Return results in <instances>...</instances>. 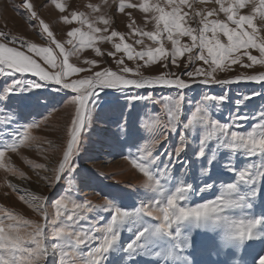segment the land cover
<instances>
[{
  "label": "snow or ice",
  "instance_id": "1",
  "mask_svg": "<svg viewBox=\"0 0 264 264\" xmlns=\"http://www.w3.org/2000/svg\"><path fill=\"white\" fill-rule=\"evenodd\" d=\"M51 3L61 14L67 11L59 0ZM209 3L215 7H206ZM21 7L40 43L0 32V78H5L0 88V169L25 179L13 164L14 155L30 167L45 169L33 165L22 149L35 145L39 138L33 130L47 117L27 119L13 97L43 89L59 94L74 112L58 166L51 177H40L55 190L67 176L62 193L49 202L48 197L27 189L21 194L16 185H7L41 222L0 207V264H264V107L256 116L241 111L242 104L262 93L253 91L235 100V113L230 109L225 120L215 118L213 111L229 101L226 94H206L184 115L186 90L193 84L254 82L264 88V72L216 77L217 71L232 65L264 66V0H119L117 12L127 15L130 35L139 37L135 44L143 45L144 38L151 41L152 46L139 51L125 42L123 33L111 29L113 20L103 14L61 15L63 24L79 25L61 41L30 0ZM126 9L142 13L144 24L152 29L136 26ZM105 41L112 43L114 51L108 55L118 72L101 68L94 59H85V67L70 62L86 48L102 56L96 45ZM117 53L123 55L116 59ZM185 56L186 71L173 72ZM125 57L143 64L130 68ZM197 61L201 66L194 67ZM157 64L164 69L157 75L140 72L142 66ZM157 88L176 92L157 99ZM129 89L144 92L129 96ZM101 93L122 94L130 107L135 101L161 106L154 118L141 122L148 136L127 120L117 124L116 146L143 178L145 189L136 193L139 203L131 208L117 203L116 197L105 198L101 205L76 198L78 158L89 126L98 117ZM248 121H253L248 130L240 131ZM126 232L131 238L124 241Z\"/></svg>",
  "mask_w": 264,
  "mask_h": 264
},
{
  "label": "rangeland",
  "instance_id": "2",
  "mask_svg": "<svg viewBox=\"0 0 264 264\" xmlns=\"http://www.w3.org/2000/svg\"><path fill=\"white\" fill-rule=\"evenodd\" d=\"M23 2L24 0H0V32L23 36L33 42L40 43L34 34V29L28 25L25 19V10L21 7ZM30 2L33 3L41 18L49 24L58 40L66 39V32L70 28L79 27L75 23L73 25L63 24L60 20L61 15L77 11L83 12L89 17L103 14L111 18L113 20L111 29L123 33L126 37L125 42L133 46L137 51L145 46H152L151 41L147 40V38H144L143 45L135 44V40L139 37L130 35V30L126 26L129 23L127 15L117 12L119 0H115V3L113 0H59L67 8V11L63 14L55 9L51 0H30ZM132 2H139V0H132ZM88 5L97 6L100 11L94 13ZM197 7L202 6L197 5ZM206 7L211 8L215 7V5L209 3ZM129 11L132 12L136 26L144 30L152 29L150 24H144L142 13L138 10L126 9V12ZM220 18H223L222 14ZM33 23L35 24V22ZM99 26L103 27V25ZM184 42L190 43L187 38H184ZM167 46L170 47V45ZM96 47L103 53L102 56H97L91 48H86L78 55L70 57V62L75 66L85 67L83 64L85 59H94L99 62L101 68L108 67L112 71L118 72L119 67L114 62V59L108 55L109 52L114 51L112 43L100 42L97 43ZM253 54L258 55L256 52H253ZM122 55L123 53H117L116 59H119ZM186 60L187 56L180 60V68H172L171 70L178 74L186 71L183 67ZM124 62L133 69L143 64V61L134 62L126 57ZM196 66H201V62L197 61L194 67ZM162 71L164 69L159 64L140 67V72L145 76L157 75ZM260 72H264V66L254 65L252 68H243L239 65H232L230 70L217 71L216 77L218 79H235L240 76L258 75ZM81 75H87V73ZM183 78L185 80L188 79L186 76ZM4 83L5 78H0V88L4 86ZM253 91L261 92L262 95L254 96L251 100L242 104L241 111L251 116H256L261 107H264V88L261 87V84L254 82L207 86L193 84L192 90H186L184 115L185 117L189 115V109H194L195 103L199 102L204 95L220 96L226 94L229 97V101L225 102L222 109H214L213 111L215 118L225 120L230 109L235 113V100L242 99L244 95H250ZM137 92L143 94L144 90H127L129 96ZM154 92L155 97L159 99L162 95H175L176 90L157 88ZM101 96L102 101L98 110V117L89 126L88 138L84 141V149L78 158L79 175L76 176L74 182L76 198L79 201H90L92 204L101 205L104 203L105 198L116 197L117 203L131 208L139 203L136 193H143L145 189L141 185L143 178L123 159L119 147L116 146V140L118 139L116 136L117 124H122L127 120L130 125L140 128L142 121L154 118L156 114L161 112V106L151 101H135L133 102L134 105L130 107L128 99L122 94L109 93L105 95L101 93ZM42 99L46 103L42 102ZM13 104L17 105L21 114L29 120L36 119L39 121L42 117H47V120L44 121L40 128L33 130V134L39 138L35 145L31 149H22L23 156L31 161L33 165L42 164L47 171L30 167L14 155L12 157L13 164L25 174L26 178L21 179L12 176L0 169V207L15 211L24 218L41 222V218L21 202L17 193L13 192L7 185L9 183L16 185L21 194H24L23 190L27 189L33 194L48 197L49 202L62 193L63 189L67 187V176L64 177L61 185L55 190L49 187L40 177H51L53 175L52 169L58 166V161L62 158V149L66 142L65 129L70 123L74 109L67 106L63 100H60L59 94L49 93L43 89L37 90L35 93H27L25 96L13 97ZM164 118L166 119V117ZM252 122H245V128L239 130H248ZM140 130L143 135H150L147 129L140 128ZM126 151L125 149V154ZM204 196L205 198H211V193H205ZM199 200L200 197L195 198V201L198 202ZM99 215L107 217L109 214L99 213ZM94 216L95 214H93ZM96 235H100V233L97 232ZM130 238L129 233H124V241ZM49 242L52 243L54 241L50 240ZM49 259L52 258L50 257ZM139 264H144V262L140 261Z\"/></svg>",
  "mask_w": 264,
  "mask_h": 264
},
{
  "label": "bare ground",
  "instance_id": "3",
  "mask_svg": "<svg viewBox=\"0 0 264 264\" xmlns=\"http://www.w3.org/2000/svg\"><path fill=\"white\" fill-rule=\"evenodd\" d=\"M49 261H51V259H49Z\"/></svg>",
  "mask_w": 264,
  "mask_h": 264
}]
</instances>
